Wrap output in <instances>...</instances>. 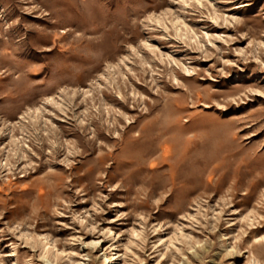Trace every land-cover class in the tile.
Returning a JSON list of instances; mask_svg holds the SVG:
<instances>
[{"label": "rangeland", "instance_id": "374dc122", "mask_svg": "<svg viewBox=\"0 0 264 264\" xmlns=\"http://www.w3.org/2000/svg\"><path fill=\"white\" fill-rule=\"evenodd\" d=\"M0 264H264V0H0Z\"/></svg>", "mask_w": 264, "mask_h": 264}, {"label": "bare ground", "instance_id": "6f19581e", "mask_svg": "<svg viewBox=\"0 0 264 264\" xmlns=\"http://www.w3.org/2000/svg\"><path fill=\"white\" fill-rule=\"evenodd\" d=\"M158 124V123H157ZM165 126V125H164ZM151 128V127H150ZM152 129V128H151ZM155 129L157 130V132H156V136H154V135H151L150 137H149V140H151V142H152V147L150 148V152H155L156 151V147L154 146V144H153V142L156 140V139H161L163 136H164V133H165V129H166V127H163L162 125L160 126V125H156L155 126ZM153 131H155V130H153ZM153 131H151V132H153ZM211 131V130H210ZM161 132V133H160ZM162 132H164V133H162ZM167 132V131H166ZM168 132H170V131H168ZM187 132V130L186 131H184V133H186ZM212 132V131H211ZM216 132V131H215ZM215 132H213V134L215 133ZM219 132V131H218ZM160 133V134H159ZM222 133V132H221ZM149 135V134H148ZM210 135V137H212V135H211V133L209 134ZM220 135V134H219ZM167 136H165L164 138H166ZM218 137V136H217ZM147 141V140H146ZM157 141V140H156ZM188 141H191V139L190 140H188ZM146 143H148V142H146ZM150 143V142H149ZM214 143V142H213ZM145 144V143H144ZM143 144V145H144ZM210 144H211V147H212V141H211V139H209V137H205V139L202 141V143H201V145H200V147H208V146H210ZM158 145H160L159 146V148L158 149H160V156L158 157V159H157V163H160V162H162L164 159H165V157H166V155L169 153V151H166V148L167 147H170L171 149L175 146V142H174V140H173V138H171V137H169L168 139H167V141L166 140H163V142H161V144H158ZM144 147V146H143ZM202 152V151H201ZM167 157H169V156H167ZM206 157H207V154H206ZM170 158H172L173 159V161H172V163H170L171 164V170L169 171L170 172V175H171V173L173 174L174 172H176V170L178 169L179 170V168H180V170L182 169H184V168H186V167H188L189 168V171H191V170H193V169H191V167H192V165L194 164V162H192L191 160H190V157H189V161H186L185 163H184V165L182 166L181 165V167L179 166V162H180V160L181 159H184V158H186V156H183V157H180V158H178L177 156H175V154H174V152H171V157ZM204 161H207V160H204ZM191 165V166H190ZM193 172V171H192ZM191 173V172H190ZM105 259H106V261H110L111 259L109 258V256H107V255H105Z\"/></svg>", "mask_w": 264, "mask_h": 264}]
</instances>
